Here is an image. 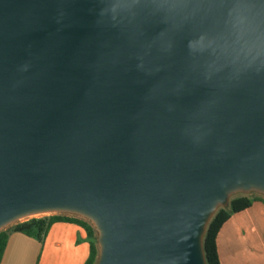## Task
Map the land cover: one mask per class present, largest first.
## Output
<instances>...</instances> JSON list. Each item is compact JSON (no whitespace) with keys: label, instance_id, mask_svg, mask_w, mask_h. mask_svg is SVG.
Returning <instances> with one entry per match:
<instances>
[{"label":"water","instance_id":"obj_1","mask_svg":"<svg viewBox=\"0 0 264 264\" xmlns=\"http://www.w3.org/2000/svg\"><path fill=\"white\" fill-rule=\"evenodd\" d=\"M264 197V0H0V230L94 228V264H206Z\"/></svg>","mask_w":264,"mask_h":264},{"label":"crops","instance_id":"obj_2","mask_svg":"<svg viewBox=\"0 0 264 264\" xmlns=\"http://www.w3.org/2000/svg\"><path fill=\"white\" fill-rule=\"evenodd\" d=\"M215 243L220 264H264V198L232 214L219 228ZM88 254L83 227L55 222L42 243L10 233L0 264H84Z\"/></svg>","mask_w":264,"mask_h":264},{"label":"trees","instance_id":"obj_3","mask_svg":"<svg viewBox=\"0 0 264 264\" xmlns=\"http://www.w3.org/2000/svg\"><path fill=\"white\" fill-rule=\"evenodd\" d=\"M261 198L264 197L258 194L253 196L248 194L235 195L230 198L229 203L225 208H218L216 210L207 224L202 240L206 264H220L215 239L221 225L232 214L248 208L254 200ZM55 222L74 223L85 229L89 243V254L84 264H94L98 253L94 228L88 221L82 218L64 214H50L40 217H32L20 222L18 221L0 230V262L10 233L20 232L29 237H34L42 243L48 229Z\"/></svg>","mask_w":264,"mask_h":264},{"label":"rangeland","instance_id":"obj_4","mask_svg":"<svg viewBox=\"0 0 264 264\" xmlns=\"http://www.w3.org/2000/svg\"><path fill=\"white\" fill-rule=\"evenodd\" d=\"M256 193H249L248 195H251V196H253V195H255ZM235 195H240V193H238V194H235ZM235 195H233V196H235ZM232 196V197H233ZM44 215H50V214H42V215H36V216H32V217H40V216H44ZM32 217H28V218H25V219H22V220H20V221H23V220H26V219H29V218H32ZM19 221V222H20Z\"/></svg>","mask_w":264,"mask_h":264}]
</instances>
